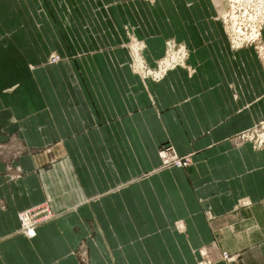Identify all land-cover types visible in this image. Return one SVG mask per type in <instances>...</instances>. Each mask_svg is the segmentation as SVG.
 <instances>
[{"label":"crops","instance_id":"obj_1","mask_svg":"<svg viewBox=\"0 0 264 264\" xmlns=\"http://www.w3.org/2000/svg\"><path fill=\"white\" fill-rule=\"evenodd\" d=\"M227 3L0 0V264H264V24L232 47Z\"/></svg>","mask_w":264,"mask_h":264},{"label":"built area","instance_id":"obj_2","mask_svg":"<svg viewBox=\"0 0 264 264\" xmlns=\"http://www.w3.org/2000/svg\"><path fill=\"white\" fill-rule=\"evenodd\" d=\"M231 4V2H230ZM229 5V4H228ZM231 8V5H229L228 9L226 11H229ZM247 7H240L241 9V13L243 14L245 9ZM254 9V5L251 4L250 7H248V11L251 12ZM237 13H239L237 11ZM222 16V15H221ZM220 16V18H221ZM222 23L224 25V27L226 28L227 32L229 33V40H230V44L232 47L236 48L241 47L243 45L246 44H251V43H258L259 40V36H257L255 39L250 40L246 37H248V35L251 33L252 31V23L250 22H245L244 24L241 25V30H242V34L239 37H236L234 32L231 31L228 28V24H230L229 22H226L223 20L222 17ZM263 24L259 25V31L261 29ZM260 34V33H259ZM244 35H247L244 37ZM236 41L239 42V45H236ZM177 45V47H176ZM173 48H177L175 51L171 52L170 54H168L172 49H169L170 47H168L169 51H168V59L169 58H173L171 59V68H174L178 65H182L184 66V63L186 61V56H187V50L186 47L183 44H176L173 43ZM171 47V48H172ZM262 50V49H261ZM162 63V62H160ZM160 63L158 64V67L160 65ZM144 69V74L148 75L154 79H158L159 77L153 76L149 70H152L151 68H145ZM168 69V68H167ZM156 70V69H154ZM166 71V69L164 70V72ZM163 72V73H164ZM239 138L242 140H246V141H252V145L254 146V148H262L264 147V119H262L258 124H254L253 128L251 127L248 130H244L243 132L239 133ZM171 152H168L166 149H162L159 151V155L164 163V165L166 164H172L175 166H185L188 163V158L187 157H179L172 149H170ZM53 216V213L47 208V206L45 204H42L40 206L34 207V208H28V209H24L21 210L20 212H18V219L20 221V225H21V230L24 233L25 236L27 237H33L35 234V226L37 224H39L40 222L50 218Z\"/></svg>","mask_w":264,"mask_h":264},{"label":"bare ground","instance_id":"obj_3","mask_svg":"<svg viewBox=\"0 0 264 264\" xmlns=\"http://www.w3.org/2000/svg\"><path fill=\"white\" fill-rule=\"evenodd\" d=\"M227 1H228V4L231 5V8L229 11H226L224 14H222L220 18L221 21L223 17L224 21L229 22L230 24H228L229 25L228 28L234 32L236 37H239V38H240V35L242 34L241 25L244 24L245 22H250L252 23V31L246 38L253 40L257 36L260 37V34H259L260 31L258 28H259V25L264 24V0H227ZM251 4L254 5V9L253 11L249 12L248 7H250ZM245 6L247 8L242 14L240 7H245ZM237 11L239 13H237ZM245 36L247 35H244V37ZM239 44L240 43L236 41V45H239ZM134 56H135V52H134ZM171 59H174V56L173 58H169V59L167 58L162 63H160L158 67L159 70H157L154 73L155 74L154 76L159 77L160 75L163 74L165 69L167 70V68H171L170 67ZM179 66H182V65H179ZM142 67H143V63L140 61V64H138V68L143 69ZM149 72L151 73L150 70Z\"/></svg>","mask_w":264,"mask_h":264},{"label":"rangeland","instance_id":"obj_4","mask_svg":"<svg viewBox=\"0 0 264 264\" xmlns=\"http://www.w3.org/2000/svg\"><path fill=\"white\" fill-rule=\"evenodd\" d=\"M227 5H228V3H227ZM228 7H229V5L227 6V8L226 9H228ZM226 29V28H225ZM226 33H227V36L229 37V33L227 32V30H226ZM133 42V44L131 45L130 43H129V45H127L126 44V46H127V48H128V51H130V53H131V51L133 50V53L135 52V56L136 57H134V59H135V61H134V63H135V70L136 71H138V72H141V68H138V64H140V61L143 63V59H142V57L140 56V54H139V50H142V48H143V44H140V43H138V41L137 40H134V41H132ZM173 41L171 42V44L168 46V47H170L169 49H172L169 53H168V51H169V49H168V47H166V50H165V52H164V54L162 55V57L160 58V60H159V62L157 63V67L155 68L156 70H154V69H152V70H150L151 71V74L154 76L155 74V72L157 71V70H159V68H158V64L160 63V62H163L165 59H167L168 58V54H170L171 52H173V51H175L176 49L175 48H173L172 46H173ZM172 47V48H171ZM176 47H177V45H176ZM168 53V54H167ZM55 59V58H54ZM137 59V60H136ZM138 61H139V63H138ZM144 64V63H143ZM142 74H143V72H141ZM261 120H259L258 122H257V124L260 122ZM251 128V127H250ZM250 128H247L246 130H248V129H250ZM252 128H253V126H252ZM239 135L240 134H238L237 135V139H238V141L239 142H243V141H246V140H242V139H240L239 138ZM246 142H250V141H246ZM251 144L253 143L252 141L250 142ZM253 146V145H252ZM254 147V146H253ZM162 149H166L168 152H170L168 149H172V147L170 148V147H162V148H160V150H162ZM173 150V149H172ZM24 234V233H23ZM29 238V237H28ZM224 257L226 258V259H230V258H232V255L230 256V255H227L226 256V254H224ZM203 264H204V262H202Z\"/></svg>","mask_w":264,"mask_h":264}]
</instances>
